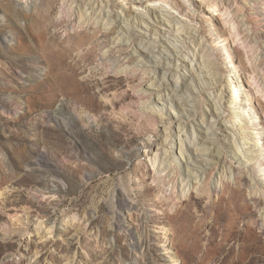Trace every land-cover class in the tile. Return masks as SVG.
I'll list each match as a JSON object with an SVG mask.
<instances>
[{"label":"rangeland","instance_id":"374dc122","mask_svg":"<svg viewBox=\"0 0 264 264\" xmlns=\"http://www.w3.org/2000/svg\"><path fill=\"white\" fill-rule=\"evenodd\" d=\"M107 5L112 11V29L104 28V20L99 18L95 42H103L102 48L111 51V61L109 67L93 64L100 68L87 97L93 111L59 96L51 78L50 83L46 78L48 63L39 52L28 49L27 19L17 13L22 8L35 11V4L31 0H0V264H264V196L256 202L245 189L248 208L234 227L227 230L208 217L198 242L182 239L176 221L166 217L165 212L173 214L176 207L186 209L188 200L201 217L205 213L202 208L218 198L217 193L202 196L198 188H192L191 198L182 200L170 177L164 184L167 173L161 178L156 175L154 163L168 123L173 122L169 126L174 135L180 124L184 126L193 117L204 128L214 107L206 92L215 93L216 88L203 83L204 90L199 92V81L205 77L193 70L192 52L199 53L201 48L193 39L174 38L173 44L167 45V54L157 51L158 58L166 60L168 55L172 60L178 46L188 58L180 59L186 65L177 67L180 74L195 73L192 89L198 100L192 103L193 115L185 116L183 111L189 105L181 107L176 100L171 103L166 91L154 85L158 79L156 58L143 46L139 50L144 33L171 29L168 22L160 20L159 12L147 9L149 5L167 6L187 27L196 28L222 77L223 119L235 129L236 144L249 147L252 143L253 148L261 140L258 152L263 153L264 164V0H105L103 6ZM62 10L61 0L54 18L61 17ZM136 12H146L143 26L135 25L139 24ZM121 16L127 21L135 19L131 23L137 35L127 42L116 39L127 32ZM54 29H49V36ZM104 30L110 34L102 36ZM66 33L64 28L60 30L62 36ZM138 60L143 62L138 64ZM118 66H123L127 70L124 77L130 78L123 87L101 93L100 86L105 83L101 73L112 75L109 84L117 76ZM233 80L242 84L237 95ZM125 91L132 96L126 102L109 108L102 105ZM239 95L250 121L241 126L238 109L229 103ZM145 100L149 101L139 109ZM68 122L74 134L66 127ZM122 122L126 128H121ZM241 127L250 132L248 137L243 138L244 132L237 129ZM148 140L155 145H146ZM101 143L107 144L106 149ZM185 147L199 161L208 156L196 147ZM168 149L174 152L172 167L177 176L186 169L184 155L179 146ZM237 151L223 150L227 168L239 166L248 177L251 172L258 174V182L264 186L260 162ZM124 153L133 156L130 159ZM90 172L96 175L94 179L87 178ZM207 173L209 182L219 176L215 165ZM228 181L242 187L246 182L234 175ZM165 187L168 195L172 193L171 207L158 203Z\"/></svg>","mask_w":264,"mask_h":264},{"label":"bare ground","instance_id":"6f19581e","mask_svg":"<svg viewBox=\"0 0 264 264\" xmlns=\"http://www.w3.org/2000/svg\"><path fill=\"white\" fill-rule=\"evenodd\" d=\"M60 1L61 0H31V3L35 4L37 10L31 12H27L25 8L19 10L17 15L20 17L23 16L27 19V23L24 27L29 42H27V47L28 49L31 47V50L39 52L42 58L48 63L46 78L48 81L51 78L52 85L59 96L66 98L69 102H79L86 105L88 109L95 111L87 101L88 91L91 89V80L97 77V73L100 71V68L98 67V69L93 68V64L100 62L102 66L108 65L109 67V62L111 61V59H109L111 51L102 48L103 42H95L98 35V32L95 31V29L99 26L98 23L100 20L98 21V19L101 17L102 20H104V23H101L100 21L101 25H104V28L112 29L110 20L112 11L109 9L108 5L107 7L103 6L105 0H100V2L99 0H88L87 2L84 0H62V15L59 18H54V13L57 10V3ZM11 4L12 2H9V7ZM147 9L149 11L159 12V15H161L159 16L160 20L168 22V24H170L169 26H171L169 31L163 30L162 33L158 34L157 30L154 33L155 30L152 29L151 32L144 33L145 38L143 37L140 39L141 41L139 40V50H142L143 46L156 58L154 72L157 74L158 79L157 84L154 83V85H157L159 88H163L166 91L165 96L171 101V103L176 100L180 103L181 107L183 105H189V108L186 109L187 111H183V114L186 116L188 113L189 117L193 115V111L195 112L192 108V103L198 100L195 94L196 92L192 89V86H196L194 71L196 70V73L205 77L203 82L199 81V85L201 86L199 92L204 90L203 83L214 84V87L216 88L215 93L210 90L206 92L214 107L208 112V118L207 121H205L206 125L204 128L202 127V123L198 122L196 117H193L190 122H187L188 126L187 124L181 126L179 123V133L174 135L175 132L172 126H169V124L171 125L173 122L168 123L167 127H165V134L162 143L157 146L158 148L154 161L156 175H159L161 178L164 173H167L165 178L162 179L164 184L167 185L166 181L170 177L169 182L172 184V188L175 189L176 193L179 194L182 200H188L191 198L189 195L192 192V188H198L202 196L211 193L218 194V198L212 200L210 204H207L202 208L205 213L201 215V217L193 211L194 203L190 200H188L187 208L184 210L180 209L179 206L176 207L173 214L169 215V213L165 212L166 217H170V219L176 221L178 229V231L176 229V232H178L177 234L180 235L182 239L187 242H198L199 239L204 236L202 229L208 226V217L214 218L212 221L213 224H223L227 230L234 227L239 216L244 213L246 208H248V203L245 198V189L249 191L250 195L256 202L261 201V198L264 196V186L258 182V174L251 172V177H248L249 173L242 171L239 166L228 165L227 168L222 153L226 148H233L234 151L238 150L239 153L244 154L246 157H254L253 160L260 162L264 175V164L262 163L263 153L258 152L259 146H261L262 142L258 139L257 142H259V144H256L255 142L253 148H251L252 143H250L251 147H249L251 149L249 147H243L242 142L240 143L241 145L236 144V131L235 129H232L226 120L223 119L222 115V107L224 104V94L222 95V87L220 85L222 77L219 75L220 73L216 68L215 62L211 58V54L207 55L208 51L205 48V43L202 38L198 36L197 29L194 27H187L184 24L185 22H182L179 15L175 14L174 11L167 6L155 5L154 8L149 5ZM145 13L146 12H136L135 16L139 19V24H135L136 26H143V24L147 23L143 18L145 17ZM120 20L126 23L127 26L124 27L127 32L126 34H120L116 39L118 41L124 40V42H127L131 40L134 35H137L135 32L136 30L133 29L131 23H134L135 19L127 21L125 16H121ZM51 28L55 29L53 34L49 36V29ZM63 28L67 30L65 36L60 34V30ZM102 32V36L110 34V32H106V30ZM178 37H184V40L193 39L196 47L201 46L199 53H196L195 50L192 52L193 55L191 61L194 71L189 70V72H183L184 74H180L181 68L177 67H186L180 59L185 60L188 58L182 53V50H179L178 46L175 47L174 52L172 53V60L168 59V55L166 56L167 59L163 60L158 58V54H156L157 51H159L161 55L167 54L166 51H170L167 45L170 43L173 44V41L175 40L174 38L180 39ZM188 48H190V46H188ZM142 62V60L137 61L138 64H141ZM89 71H91V73H89ZM124 72H127V70L123 68V66H118L116 69L117 76H115L114 79H112L113 81L109 84L108 81L111 80L110 77H112V75H108L106 72L101 73V75L104 76L105 83L100 86V92L107 94L112 88L117 89L123 87L125 81L130 78L128 76L126 79V77H124ZM206 78H209V82ZM228 78H231V76ZM232 82L234 83L233 90L235 95H237L240 90L239 87L242 84L240 81L233 80ZM136 90L138 94H144V91L140 89ZM107 97L111 96L107 95ZM131 97V94L128 92L126 93L125 91L118 97L109 98L102 105L105 108L116 107L123 102H126ZM148 101H141L139 109L143 110L144 106L142 104L147 103ZM229 103L234 106L233 108L239 110H237L239 113L238 117H240L239 126L248 124L250 121L246 118V106L244 107V103H241L240 95L238 99L234 98L232 101L229 100ZM179 118H182V111ZM48 119L50 120V118ZM148 122L150 123L154 121L148 120ZM126 126L127 124L122 122L121 128H126ZM66 127L71 134H74L75 131L72 123L70 124L68 122ZM243 128L244 127L237 129H242L241 132H244L245 134L243 138L248 137L247 135L250 132L246 133ZM221 134L223 137L220 136ZM146 143L149 147L155 145L152 140H148ZM101 144L104 148L107 145L105 143ZM186 145L191 149L196 147L197 150L199 151L200 149L202 153L205 151V154L208 155L205 158V161H199L197 157H193V155L190 154V151L186 150ZM175 146H179L181 149V153L184 155L185 159L183 166H186L185 171L177 172V176L174 175L175 169L172 167L174 152L168 149V147L174 148ZM245 151L247 153H245ZM124 155H129L128 158L130 159L133 156L132 153H124ZM241 162H246V160L241 159ZM247 162H249V160ZM211 165H215V169H217V174H219V176H213L214 179L212 182H209V174L207 173V170ZM137 168L140 169L141 166H138ZM233 175L234 177L238 176L240 179H245V186H234L231 181H228ZM95 177L96 175L94 173H87L88 179H94ZM226 178H228V180H226ZM221 181H223V183ZM262 181L264 182V178H262ZM161 182L162 181H160V184L163 183ZM221 183L223 184L222 186H224L223 188H221ZM196 185H199V187H196ZM164 190L165 193L163 196H159L158 203L162 206L165 205L171 207L172 201L170 198H172V193L169 195L166 193L169 191V188L165 187ZM197 211H200L198 207ZM52 221H54V219ZM52 229H50V231ZM50 233H52V231Z\"/></svg>","mask_w":264,"mask_h":264}]
</instances>
